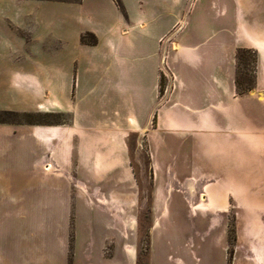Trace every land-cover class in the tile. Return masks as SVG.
Here are the masks:
<instances>
[{
    "label": "crops",
    "instance_id": "crops-1",
    "mask_svg": "<svg viewBox=\"0 0 264 264\" xmlns=\"http://www.w3.org/2000/svg\"><path fill=\"white\" fill-rule=\"evenodd\" d=\"M39 1L56 3L50 33L55 61L49 71L40 66L48 84L43 102L51 112L72 116L50 125L0 123V211L35 218L29 224L32 244L11 240L2 230L0 264H69L71 257L75 264H137L135 210L122 205L120 188L101 183L121 180L125 133H146L158 152L167 129L191 131L206 143L207 134L224 133L227 145L244 149L243 164L250 154L264 164V24L251 25L247 18L264 0H232L234 24L200 23L197 31L184 13L185 0H122L124 11L115 0ZM85 32L94 33L97 43H84ZM238 48L257 51L256 85L243 94L236 85ZM162 71L168 81L161 96ZM11 76L19 88L27 78L41 83L24 72ZM249 97L257 98V119ZM88 132H99L103 144L94 145L92 154ZM89 158L93 166L83 169ZM26 168L38 175L33 195L10 192L4 177ZM193 172L189 179L196 184L201 170ZM27 201L29 208L22 205ZM156 218L151 238L160 226ZM194 257L193 251V263H187L180 254L178 262L195 264Z\"/></svg>",
    "mask_w": 264,
    "mask_h": 264
},
{
    "label": "rangeland",
    "instance_id": "rangeland-1",
    "mask_svg": "<svg viewBox=\"0 0 264 264\" xmlns=\"http://www.w3.org/2000/svg\"><path fill=\"white\" fill-rule=\"evenodd\" d=\"M226 8L229 15L222 13ZM184 13L196 31L200 23L218 28L234 24L235 19L232 0H185ZM55 15V2L0 0V111L39 112L35 120L47 122L40 125L69 121L72 116L68 112H51L46 105L49 102H43L49 98L45 93L48 84L40 66L49 71L55 61V52L51 53L50 48L51 20ZM247 18L251 25L264 24L263 4ZM227 34L231 43L233 37ZM16 71L37 76L41 86L33 78H27L19 88L20 84L17 86L11 76ZM161 73L167 82L168 75L164 71ZM34 83L43 91L36 93ZM249 99L248 106L257 119V98ZM38 101H42L41 107H37L40 109H36ZM9 119L15 121L11 124L37 125L17 123L25 119L21 116ZM95 119L103 120V115ZM99 135V132L86 134L90 154L94 145L103 146ZM124 135L127 154L120 166L121 180L115 181V186L110 182L101 183L104 189L120 188L122 205L135 210L139 244L137 264H179L180 254L187 263H193V251L195 264H264V164L258 163L255 155L244 156L249 164H243L244 149L227 145L224 133L207 134L211 139L206 143L191 131L167 129L161 134L164 141L159 152L151 148L144 132ZM30 142L32 137L27 136V146ZM92 166L93 159L89 158L82 168ZM193 167L201 170L196 175V184L189 179L195 173ZM49 168L48 164L45 170ZM115 172L120 173L119 168ZM37 180V173L26 168L11 172L3 181L10 185L6 188L10 192L32 196ZM88 185V189L92 188V184ZM22 205L29 208L32 203L27 201ZM10 208L18 207L11 205ZM155 216L160 226L151 238ZM31 222L35 223L34 214L0 211V237L3 231L4 236L9 232L11 240L18 238L32 244ZM69 264H75L72 257Z\"/></svg>",
    "mask_w": 264,
    "mask_h": 264
},
{
    "label": "trees",
    "instance_id": "trees-1",
    "mask_svg": "<svg viewBox=\"0 0 264 264\" xmlns=\"http://www.w3.org/2000/svg\"><path fill=\"white\" fill-rule=\"evenodd\" d=\"M53 1H66V2H78L80 0H53ZM117 5L124 11V5L122 0H115ZM81 40L84 43L96 44L97 36L92 32H85L81 36ZM237 60H238V71L236 76V85L238 88V93L243 94L251 91L256 85V69H257V51L253 48H239L237 50ZM166 79L163 73L160 75V86L159 94L163 95L166 90ZM39 112H20L14 110H2L0 111V123H15V121L10 120L9 117H23L25 119L17 120V123H27V124H45L47 122H40L35 120ZM23 121V122H22ZM61 123V122H56Z\"/></svg>",
    "mask_w": 264,
    "mask_h": 264
},
{
    "label": "bare ground",
    "instance_id": "bare-ground-1",
    "mask_svg": "<svg viewBox=\"0 0 264 264\" xmlns=\"http://www.w3.org/2000/svg\"><path fill=\"white\" fill-rule=\"evenodd\" d=\"M193 187H194V185H193L192 183H190V188H192V189H193ZM192 189H191V190H192Z\"/></svg>",
    "mask_w": 264,
    "mask_h": 264
},
{
    "label": "built area",
    "instance_id": "built-area-1",
    "mask_svg": "<svg viewBox=\"0 0 264 264\" xmlns=\"http://www.w3.org/2000/svg\"><path fill=\"white\" fill-rule=\"evenodd\" d=\"M48 166V165H47Z\"/></svg>",
    "mask_w": 264,
    "mask_h": 264
}]
</instances>
